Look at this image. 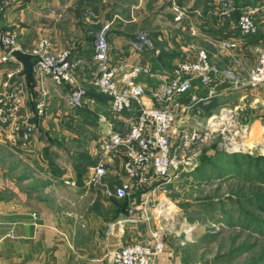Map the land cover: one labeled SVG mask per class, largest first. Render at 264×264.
<instances>
[{
  "label": "rangeland",
  "instance_id": "1",
  "mask_svg": "<svg viewBox=\"0 0 264 264\" xmlns=\"http://www.w3.org/2000/svg\"><path fill=\"white\" fill-rule=\"evenodd\" d=\"M8 1L12 0H0L2 3ZM172 7L171 0H108L107 5L98 6L97 16L92 17L91 9L79 3L75 12L72 7L65 12V19L59 20L58 28L69 33V28L74 25L80 35L74 43L60 46L69 49L73 58V48L76 50L79 44L80 49L89 52L94 35L104 28L109 43L108 33L115 39L122 35L128 40L142 32L146 33L151 43V48L144 46V51L153 56L158 51L155 57L163 58L167 67L169 54L182 58L192 49L206 52L210 49L215 53V63L220 64L219 42L224 35L231 36V33L225 34L223 28L199 27V33L192 35L188 27H198L199 17L195 13H189L188 17L186 12L180 26L175 27ZM79 9L85 10L79 14ZM72 17L76 21H71ZM181 26L187 28L182 29ZM0 30L9 31L1 27ZM175 33L178 35L176 41ZM236 35L239 36V32ZM206 36L208 38L204 39ZM41 39L47 38L39 37L29 47L18 38L17 43L24 50H30ZM258 42L257 39L260 46ZM6 54L5 51L1 57ZM231 66L227 65V71H232ZM11 68L22 69L19 65H12ZM238 72L237 75H241L242 72ZM75 76L74 86L85 92L89 85L93 92H98L90 82L88 85L81 84ZM231 85V82L227 83L226 94L213 97L210 103H197L182 114L178 132L173 135V147H179L178 157L173 162L168 182L158 181L161 187L149 199L146 187L133 188V192L125 198L104 193L106 186H115L120 182L118 162L113 166L112 163L107 164V172L97 185L87 184L86 171L91 162H88L81 177H77L76 166L81 157L87 162L92 150L106 151L102 144L108 136V127L113 130L120 128L122 122L118 115H123L114 114L106 103L85 102V95L81 106L97 113L99 118L103 115L106 120L110 119V124L105 126L98 117L94 122L91 113L86 120L70 123L79 112L68 106V97V108L65 103H46L45 114L38 122L35 121L39 123L38 128L25 148L14 144L0 130V173L14 181L35 208L66 217L62 220L65 224L76 222L81 228L97 225L102 236L113 239L121 226L116 222L126 220L133 212L137 215L143 213L148 218V227L161 233L165 239L169 238L176 247L183 245L182 252L191 262L264 264V209L255 206L256 197L264 196V174L256 167L257 157L264 156V91L247 93L244 90L245 93L241 94ZM151 92L144 89L143 96L152 97ZM181 101L186 100L181 98ZM132 109L135 110V107ZM23 110L24 107L20 110L19 120H28L22 116ZM57 111L61 118L48 121V117H55ZM34 112L36 114V109ZM180 130L188 133V145L181 140ZM233 143H251L252 146L235 150ZM110 151L120 154L123 160L124 147ZM49 161L64 169L61 176L52 174ZM260 162L259 165L264 167V163ZM74 213L77 217L72 215ZM79 215L82 217L80 222Z\"/></svg>",
  "mask_w": 264,
  "mask_h": 264
},
{
  "label": "crops",
  "instance_id": "2",
  "mask_svg": "<svg viewBox=\"0 0 264 264\" xmlns=\"http://www.w3.org/2000/svg\"><path fill=\"white\" fill-rule=\"evenodd\" d=\"M258 1L234 0L236 9L229 16H225L217 12V4L214 0H171L173 4L172 8L174 9L175 27L180 26L179 23L182 22L187 12L188 17H190L189 13H195L199 17L198 27L194 25H189L188 27L192 35L199 33L197 29L199 27L223 28L225 29V34L231 33V36L224 35L223 39L219 42V58L222 60L220 64L215 63V53L211 52L208 48V50L206 49L210 65L213 69L214 80L210 87L213 93L209 94V88L201 87L198 83H195L190 93L180 98H175L174 102L187 103L189 94H196L199 97V102L197 103H210L213 97L217 98L220 95L226 94V85L232 79L247 75L248 70L256 63L258 51L262 47V44H264V33L260 31L256 35L242 38L240 35H236V33L238 34L236 22L241 10L246 7L255 6ZM0 3L3 5L0 7V27L2 29L8 28L15 32L19 41L26 47H29L31 42L34 43L35 39L46 37L52 44V47L55 46L53 49L60 50L63 49L60 45L74 43L80 35L79 32L76 33L77 30L74 25L69 28V33L59 30L58 22L65 19V12H68V9L71 7L74 10L73 12H75L76 5L80 3L89 7L92 17H96L98 6L100 8L105 3L107 5L108 0H12ZM175 8L183 12L180 19L175 18L177 15ZM79 10V14H81L85 9ZM70 20L76 21L74 17ZM185 27L181 26L182 29ZM96 34L94 35V39ZM177 36L176 39L174 38V41L178 40ZM206 38L208 36L204 39ZM94 39L91 40L92 45L89 52L80 49L78 47L79 44L76 50L73 48L74 52L72 51L74 58L79 60L76 75L81 84L84 85H88L90 82L95 68L92 64ZM108 39L111 46L109 60L112 64L148 65L149 71L140 73L136 77V80L149 92L161 91L163 86L168 82V78L171 77L177 63L183 58H192L194 56V49H192L190 54H181L182 58L171 53L169 54L170 62H168L169 65L167 67L166 63L164 64L163 58L158 59L155 57L156 54H159L158 51L157 53L155 52L154 56L152 54L147 55V51H144L146 50L145 47L135 49L130 46V42L137 39V36L134 39L128 38L126 40L121 35L115 39L112 37V34L108 33ZM257 39L261 47L257 45ZM232 42L237 45L235 47L227 46L228 43ZM182 50L186 49L182 48ZM5 51V48L0 45V57ZM228 64L232 65V71H227ZM12 65H19L21 67L16 58L7 64L0 62V79L2 78L4 69L10 68ZM244 65H246L245 68H242ZM238 70L242 72L241 75H237L239 73ZM244 70L245 72L243 73ZM151 74L152 76H149ZM21 79L24 81L27 92L26 105L21 113L24 118L34 121L33 119L36 115L34 112L35 103L41 91L46 93V103H65V107L68 108L66 99L70 90L69 85L64 83L57 84L49 76L38 77L34 73H32L30 79L22 73ZM245 91L247 93L255 92L250 90ZM238 92L241 94L245 93L244 90H238ZM84 93L85 102L106 103L109 108V100L105 98L103 102L99 98H95L93 96V89L89 85ZM181 98H185L186 101H181ZM143 99L144 102L151 104L159 102L157 98L148 96H144ZM87 111L94 115V122H97V113L94 114L89 110ZM136 114L137 112L132 110L125 112L123 115H118L119 120L122 122L121 127L119 125L120 128L115 130L108 127L107 133L125 129L129 125V122L135 118ZM84 116L82 113H77L73 116L74 119L70 123H73L74 120L76 122L82 121ZM101 117L98 118L105 126L108 123L110 124V119L106 120L103 115ZM56 118H61L58 111L55 117H52V115L48 117V121ZM89 158L91 165L101 161L110 163V165L112 163L111 166H113L114 163L118 162L120 166L118 173L122 172V156L114 154V151H110L109 153V151L94 149L89 153ZM60 169L63 173L64 169L61 167ZM86 172V177L88 178L89 170L87 169ZM72 215L76 216L75 213ZM63 219H66V217L62 214L47 209L35 208L24 192L16 186L14 181L6 179L0 173V264H110L111 252L115 247L119 248L135 242L146 241L151 238L154 231L143 220L127 222L121 224L116 231V237L110 239L101 235L97 225H88L87 228H81V225L78 226L76 222L74 224L73 222L65 224L62 222ZM81 220L82 217L79 215V222ZM116 223H120V221ZM161 238L165 241V248L157 256L155 264H197L189 261L184 256L181 249L183 245L180 244L176 247L172 244V241L170 243L169 238L165 239L163 235H161Z\"/></svg>",
  "mask_w": 264,
  "mask_h": 264
},
{
  "label": "built area",
  "instance_id": "3",
  "mask_svg": "<svg viewBox=\"0 0 264 264\" xmlns=\"http://www.w3.org/2000/svg\"><path fill=\"white\" fill-rule=\"evenodd\" d=\"M214 1L220 15L229 16L236 9L234 0ZM175 11V18L180 19L183 12L176 8ZM236 28L242 38L256 35L260 31L264 33V0L241 10ZM105 29L97 33L94 39L92 64L95 68L90 83L98 92L109 97V108L114 114L132 111V107H135L137 114L125 129L111 132L103 140L102 145L106 151L124 147L120 182L112 187L106 186L104 193L107 196L125 198L133 192V188L146 187V196L149 199L161 187L158 181L168 182L171 167L178 157L179 147H173V135L178 132L177 126L182 114L199 102L196 94H189L187 103H176L174 99L190 93L195 83L210 89L214 80L213 69L206 51H194L192 58H183L177 63L161 91L151 92L152 97L157 98L159 102L146 103L143 99L144 88L136 77L149 71L148 65L112 64L109 60L110 43ZM17 42L13 31L0 30V43L7 53L0 58L1 63L14 61L15 57L10 56L13 51L25 52L31 58L32 73L49 76L57 84L69 85L71 88L67 104L74 109L79 107L84 91L74 86L79 60L71 57V51L53 49L47 39L37 41L30 50H24ZM131 45L135 49L151 47L146 33L142 32L138 34L137 39L131 41ZM236 45L234 42L227 44L229 47ZM0 80V129L14 144L18 143L25 148L37 130L38 123L29 119L19 120L20 110L26 104V88L21 79V68H6ZM231 84L235 90L264 91V44L258 51L256 63L247 75L235 77ZM208 93L212 94L213 90L210 89ZM45 95L46 93L41 91L35 103L38 117L43 116L46 108ZM180 131L181 140H185L187 144L188 133L185 130ZM107 164L110 163L99 161L90 165L87 184H99L107 172ZM139 220L149 223L145 214L137 215L133 212L120 224ZM164 248L165 241L160 233L153 232L151 238L146 241L114 249L111 252L110 264H155L157 256Z\"/></svg>",
  "mask_w": 264,
  "mask_h": 264
},
{
  "label": "trees",
  "instance_id": "4",
  "mask_svg": "<svg viewBox=\"0 0 264 264\" xmlns=\"http://www.w3.org/2000/svg\"><path fill=\"white\" fill-rule=\"evenodd\" d=\"M32 77V74L30 75V76H27V78L28 79H30ZM93 96L95 97V98H99L101 101H105V98L107 99V100H109V97L108 96H106V95H104V94H102V93H100V92H93ZM37 99H38V96H37ZM76 110H78V112L79 113H82V114H84L85 116H84V118H83V120H86V116L88 115V114H90L87 110H86V108L85 107H82L81 105L79 106V107H77L76 108ZM44 114H45V111H44ZM44 114H43V116H44ZM38 116L36 115L35 116V119H34V121H39L38 119L40 118V117H38ZM42 117V116H41ZM38 125H39V123H38ZM84 158H82L81 157V162L78 164V166H76L77 168H76V171H77V177H81V175H82V173L84 172V170L86 169V167L88 166V162H91L90 160L89 161H87V162H84ZM256 160H258L257 161V168H258V170H259V172H261V174H264V167H261V164L259 165V163L258 162H262V163H264V156H260V157H257V159ZM260 162V163H261ZM49 168H50V171L52 172V174L55 176V177H57V176H61V173H62V171H61V169L59 168V167H57V165H55V163L53 162V161H49ZM138 189V188H137ZM257 199H255V206H257L258 208H261V209H264V196H258V197H256Z\"/></svg>",
  "mask_w": 264,
  "mask_h": 264
},
{
  "label": "water",
  "instance_id": "5",
  "mask_svg": "<svg viewBox=\"0 0 264 264\" xmlns=\"http://www.w3.org/2000/svg\"><path fill=\"white\" fill-rule=\"evenodd\" d=\"M10 56L15 57L21 64L22 72L25 76H30L32 74V61L25 52L13 51Z\"/></svg>",
  "mask_w": 264,
  "mask_h": 264
},
{
  "label": "bare ground",
  "instance_id": "6",
  "mask_svg": "<svg viewBox=\"0 0 264 264\" xmlns=\"http://www.w3.org/2000/svg\"><path fill=\"white\" fill-rule=\"evenodd\" d=\"M215 124H216V123H215ZM213 125H214V124H213ZM232 146H233V149L238 150V149H240V148L245 149L246 147H251L252 144H251V143H242V144H236V143H233Z\"/></svg>",
  "mask_w": 264,
  "mask_h": 264
}]
</instances>
